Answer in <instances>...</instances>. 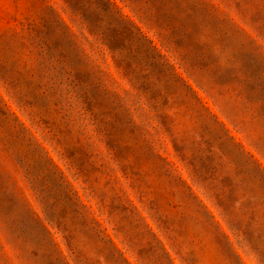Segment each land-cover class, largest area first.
<instances>
[{
  "label": "rangeland",
  "instance_id": "rangeland-1",
  "mask_svg": "<svg viewBox=\"0 0 264 264\" xmlns=\"http://www.w3.org/2000/svg\"><path fill=\"white\" fill-rule=\"evenodd\" d=\"M0 264H264V0H0Z\"/></svg>",
  "mask_w": 264,
  "mask_h": 264
}]
</instances>
